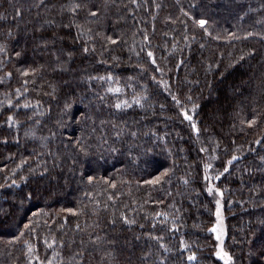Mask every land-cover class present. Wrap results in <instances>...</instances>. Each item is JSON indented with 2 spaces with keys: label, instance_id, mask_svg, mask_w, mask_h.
Instances as JSON below:
<instances>
[{
  "label": "trees",
  "instance_id": "1",
  "mask_svg": "<svg viewBox=\"0 0 264 264\" xmlns=\"http://www.w3.org/2000/svg\"><path fill=\"white\" fill-rule=\"evenodd\" d=\"M0 47V264H223L209 183L264 264V0H0Z\"/></svg>",
  "mask_w": 264,
  "mask_h": 264
},
{
  "label": "snow or ice",
  "instance_id": "2",
  "mask_svg": "<svg viewBox=\"0 0 264 264\" xmlns=\"http://www.w3.org/2000/svg\"><path fill=\"white\" fill-rule=\"evenodd\" d=\"M133 3H135V0H133ZM79 7H80V5L79 4H76L71 10L72 11H76V9H78ZM157 7H159V6L157 5ZM17 14H19V13H17ZM95 14H96L95 12L91 13V15H93V16ZM198 23L201 26H204L207 23V21L205 19H200L198 21ZM205 31H207L206 28H205ZM246 35H250V34H246ZM107 39L109 41L113 42V43L115 42L112 39V37H108ZM145 39H147L146 36H145ZM0 50H2V47H0ZM84 51L86 52V51H88V49L85 48ZM17 55H19V53H17ZM68 55L71 56L72 53H68ZM148 56L149 57H153V53L151 51H149L148 52ZM152 63L153 64L156 63V61H155L154 58L152 59ZM24 71H25V74H27V72L29 71V69H25ZM31 71H35V69H31ZM9 75H11V74L9 73ZM153 78H155V77H153ZM99 79L102 80V79H104V77L101 76V77H99ZM161 83H164V81H161ZM120 90L121 89L119 87L109 88L108 89V91H111V92H119ZM19 94H20L19 89H17V95H19ZM145 95H146V93H145ZM173 99L175 100L176 97H173ZM133 100H135V102L137 104H141V101H140L139 98L133 97ZM8 103L11 104L12 103L11 100H9ZM177 103H180V102L177 101ZM122 106L123 107H129L128 102L127 101H118L117 104L115 105L116 108H121ZM17 107H18V105H17ZM25 107H27V104L25 105ZM66 107H67V105H66ZM141 107H143L142 104H141ZM196 107H197V105H195V104L192 105L193 110H195ZM180 111H181V113H183L185 119H187V120H189V121L192 122L193 129L198 132L199 129L196 126V122L193 120V116L189 115L188 114V111L185 108H181ZM255 119L256 118L253 117V119L252 120H248L247 123L249 125H252V124L255 123ZM12 121H13V117L12 116H9L8 117V122L11 123ZM133 135H135V133H133ZM257 143H260V141H257ZM201 151H205V149H201ZM236 159H237L236 156H232L231 159L227 161V163L229 165H231L232 161L233 160H236ZM261 159H264V157H261ZM211 167H212L211 164H205L204 165L205 170H207V169H209ZM228 170H229L228 167H225L224 170H223V172L220 173L219 175H223L224 173L228 172ZM169 171H170L169 169H164V171L158 177L153 178L152 181H146V183H153V184L158 183L160 180H162V179L165 178L166 174ZM219 175L217 176V179H219ZM91 179H92V177H89V180H91ZM205 180H209V177L208 176H205ZM0 187H2V185H0ZM213 190H215V192L216 193H219L221 196L223 195V192H222V190L220 188H217V187H215V185L209 183L208 184V187H207V191L209 193H212ZM215 203H216V213H215V215H216V223L211 227V229H209V231L216 233V239L220 242V244L218 245V250L216 251L215 255L218 256V257H220V259H222L224 261V264H232V261H233L232 255L228 251H225L224 248H223V242H224V236L226 235V230H225L224 223H223V219L224 218H223L222 211H221V201L219 199H217ZM65 211H67V212H75L76 210L70 208V209H66ZM165 215H167V214H165ZM29 223H31V221H29ZM28 226H29L28 224H25V228H28ZM77 227H79V225H77ZM176 227H177V225L175 223H173L172 228L175 229ZM21 235H23V232H21ZM13 239H19V237H13ZM156 239L157 240H160V237H156ZM45 243L47 244L48 241L45 240ZM53 243H55V241H53ZM25 244L28 245L29 254H31L32 249L34 248V246L31 245V244H29L27 241H25ZM49 247H51V245H49ZM187 247L188 246L183 242V240H181V248H187ZM54 255H55V253H54ZM33 258L34 259H39V257H33ZM187 259L189 261L195 260L196 259V253L195 252H192L188 256ZM41 264H44V262L41 261ZM47 264H52V261L49 260L47 262Z\"/></svg>",
  "mask_w": 264,
  "mask_h": 264
},
{
  "label": "rangeland",
  "instance_id": "3",
  "mask_svg": "<svg viewBox=\"0 0 264 264\" xmlns=\"http://www.w3.org/2000/svg\"><path fill=\"white\" fill-rule=\"evenodd\" d=\"M217 199H219L220 201H221V211H222V215H223V223H224V227H225V217H224V214H223V204H222V196L219 194V193H216L215 192V202H216V200ZM215 213H216V203H215V211H214V223H213V225L216 223V215H215ZM212 225V226H213ZM211 226V227H212ZM211 229V228H210ZM226 230V229H225ZM211 232V231H210ZM211 235H212V237H213V239H214V242H215V253H216V251L218 250V245L220 244V242L216 239V233H214V232H211ZM226 236V235H225ZM225 236H224V239H225ZM223 244H224V242H223ZM223 248H224V245H223ZM225 250V249H224ZM226 251V250H225ZM215 257L218 259V260H220L223 264H224V261L222 260V259H220V257H218V256H216L215 255Z\"/></svg>",
  "mask_w": 264,
  "mask_h": 264
}]
</instances>
